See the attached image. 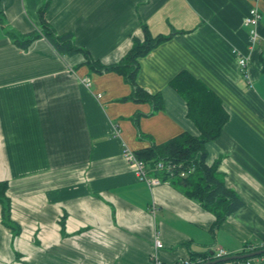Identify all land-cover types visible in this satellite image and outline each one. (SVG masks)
Instances as JSON below:
<instances>
[{"label": "crops", "instance_id": "0c3cea01", "mask_svg": "<svg viewBox=\"0 0 264 264\" xmlns=\"http://www.w3.org/2000/svg\"><path fill=\"white\" fill-rule=\"evenodd\" d=\"M254 6L251 45L244 19ZM42 8L56 36L87 57L53 48L39 31ZM0 9V182L19 229L14 236L3 224L0 206V264H153V255L174 264L191 254L205 263L220 249L244 255L264 243V0H0ZM144 28L166 38L138 59L137 86L161 97L154 112L128 99L122 76L86 64L120 62ZM31 34L26 49L12 38ZM181 72L228 114L205 150L242 203L233 213L202 207L162 175L149 189L123 159L125 147L199 136L170 85ZM248 260L264 264V255Z\"/></svg>", "mask_w": 264, "mask_h": 264}, {"label": "trees", "instance_id": "16d2710c", "mask_svg": "<svg viewBox=\"0 0 264 264\" xmlns=\"http://www.w3.org/2000/svg\"><path fill=\"white\" fill-rule=\"evenodd\" d=\"M45 8L39 12L42 21V35L60 54H74L82 52L76 48L69 35L56 36L53 29L45 22ZM3 14L0 9V24L2 23ZM14 43L23 49L36 38L33 34L23 37V41L12 37ZM164 37H152L149 32L143 29V39L133 40L130 50L115 64L101 65L86 59V64L98 72H115L123 77L124 81L132 88V93L128 99L134 102H151L153 112L161 108V97L159 94L151 95L146 93L136 84V74L138 71V59L146 56L150 51L156 48ZM171 87L185 100L188 108L187 116L194 123L199 131V136H192L188 133H182L166 142L163 145H152L135 152L139 159L148 164L164 162L165 164L181 165V170L186 172L184 178L172 177L170 180L181 192L191 200L199 203L202 207L216 211L224 208L226 214L238 210L242 203L233 191L228 189L217 175L216 166L206 164L207 153L205 145L215 140L222 132L225 123L228 120V114L225 111L220 98L214 94L204 83L193 78L185 72L179 73L170 82ZM135 123L137 118L134 119ZM165 179L169 177L163 174ZM8 183L0 182V206L2 209L3 224L18 235L19 229L16 224L10 221V200L7 197ZM219 212L216 211V214ZM219 223V220H217ZM263 256V255H261ZM200 255L191 254L188 258L192 264H198ZM248 259L232 261L243 262ZM203 261V260H201Z\"/></svg>", "mask_w": 264, "mask_h": 264}, {"label": "built area", "instance_id": "2783aa9c", "mask_svg": "<svg viewBox=\"0 0 264 264\" xmlns=\"http://www.w3.org/2000/svg\"><path fill=\"white\" fill-rule=\"evenodd\" d=\"M259 1V0H255ZM261 19L260 13L256 6L252 7L249 15L244 19V25L250 26L251 30L249 32V40L250 44L253 45L257 42L259 35L257 33V25ZM238 65L244 71L248 64V58L238 54ZM244 75L247 76V73L244 72ZM86 86L90 85L89 80H84ZM123 159L127 163V165L132 169L137 179L144 183L149 189H153L156 186H159L162 182L161 175L166 174L170 179L172 177L184 178L186 176V172L182 171L181 165L174 164H165L164 162H157L155 164H148L144 160L139 159L135 152L125 147L123 150ZM153 173V175H151ZM154 246L156 249L162 248V243L157 236L154 238ZM259 249H264V243L257 247H250V251H256ZM225 253L223 250H219L213 257L214 259H219L225 257ZM198 264H202V261L198 259ZM153 264H162L160 259L153 255ZM174 264H192L188 259L178 261ZM234 264H252L251 260H246L243 262H234Z\"/></svg>", "mask_w": 264, "mask_h": 264}, {"label": "water", "instance_id": "95a60500", "mask_svg": "<svg viewBox=\"0 0 264 264\" xmlns=\"http://www.w3.org/2000/svg\"><path fill=\"white\" fill-rule=\"evenodd\" d=\"M264 255V249H260L258 251H254L251 253H247L244 255H231V256H225L219 259H214L212 261H207L205 263L202 264H220V263H224V262H229V261H237V260H243V259H250L256 256H261Z\"/></svg>", "mask_w": 264, "mask_h": 264}, {"label": "rangeland", "instance_id": "374dc122", "mask_svg": "<svg viewBox=\"0 0 264 264\" xmlns=\"http://www.w3.org/2000/svg\"><path fill=\"white\" fill-rule=\"evenodd\" d=\"M39 31H43V30H39ZM232 262H230V263H227V264H231Z\"/></svg>", "mask_w": 264, "mask_h": 264}]
</instances>
